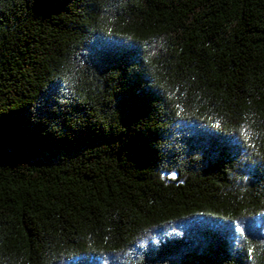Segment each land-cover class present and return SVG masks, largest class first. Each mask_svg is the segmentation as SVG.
Instances as JSON below:
<instances>
[{"label":"trees","instance_id":"1","mask_svg":"<svg viewBox=\"0 0 264 264\" xmlns=\"http://www.w3.org/2000/svg\"><path fill=\"white\" fill-rule=\"evenodd\" d=\"M0 264H264V0H0Z\"/></svg>","mask_w":264,"mask_h":264}]
</instances>
